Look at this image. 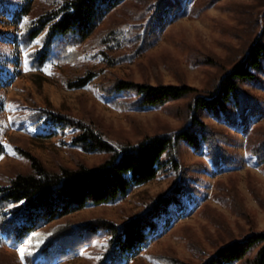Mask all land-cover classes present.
Returning <instances> with one entry per match:
<instances>
[{
    "label": "rangeland",
    "instance_id": "obj_1",
    "mask_svg": "<svg viewBox=\"0 0 264 264\" xmlns=\"http://www.w3.org/2000/svg\"><path fill=\"white\" fill-rule=\"evenodd\" d=\"M57 1L61 0H32L30 18ZM158 1L126 0L78 47L80 53L75 60L35 67L29 62V52L41 45L40 39L28 49L18 46L16 40L20 27L15 24L13 14L25 1L0 0V27L4 31L0 50L5 68L13 75L7 85L0 87V140L5 146L0 155V185L7 184L20 172L31 171L25 153L38 157L54 170L81 164L94 166L109 157V153L90 152L75 145L72 139L79 131L74 128L45 136L46 130L30 119L39 108L51 106L92 121L119 142L136 143L147 136L176 131L188 120L192 96L160 107L134 109L117 105L114 102L117 98L106 96L96 84L132 79L210 89L245 54L254 39L258 36L264 39V0H178L180 4L167 24L159 25L150 43L146 42L147 48L137 50L145 39V26L151 21ZM146 10L147 15H142ZM132 25L134 33L126 35L134 39L131 43L101 41L106 29ZM105 52L112 56L135 54L111 65ZM89 70L96 74L87 85L80 88L67 85ZM245 87L259 102L262 114L241 115L230 105L227 115L206 112L202 117L227 135L228 141L223 146L237 153L235 166H217L206 154L205 146L195 150L183 143L181 172L160 171L154 179L134 186L117 201L82 208L44 229L49 231L64 222L79 224L94 220L122 224L144 211L181 176L188 188L183 208L172 207L171 214L161 220L158 234L126 264H202L222 245L251 232L264 231V161H258L249 152L245 135L246 130L251 132V146L264 139V63L259 82ZM106 241L107 235L102 233L78 256L56 264H96ZM36 242L15 245L3 236L0 264H28L26 259L21 260L19 249L23 248L25 255Z\"/></svg>",
    "mask_w": 264,
    "mask_h": 264
},
{
    "label": "trees",
    "instance_id": "obj_2",
    "mask_svg": "<svg viewBox=\"0 0 264 264\" xmlns=\"http://www.w3.org/2000/svg\"><path fill=\"white\" fill-rule=\"evenodd\" d=\"M24 1L13 14L15 24L20 27L17 45L28 49L39 38L41 45L29 52V62L32 66L42 67L47 62L62 64L75 60L80 53L78 47L85 44L104 20L126 0H61L34 18H30L32 0ZM179 4L178 0H159L155 3L151 21L149 19L151 23L145 26V39L137 50L148 47L146 42L150 43L159 25L164 27L167 24ZM147 12L143 11L142 15H147ZM134 27L106 29L101 41L106 44L110 41L131 43L134 39L126 35L133 34ZM3 34L0 27V37ZM134 54L112 56L105 52L111 65ZM263 63L264 39L258 36L210 89H199L186 83L152 84L132 79L97 83L100 92L117 98L114 101L117 105L134 109L160 107L193 97L188 104V120L181 129L147 136L136 143L115 141L92 121L51 106L34 111L30 119L46 130L45 136L52 135L56 130L74 128L79 131L72 139L75 145L86 151L110 155L98 165L81 164L75 168L64 166L54 170L38 157L25 153L31 163V171L20 172L7 184L0 185V244L3 236L15 245L36 240L25 254L27 263L56 264L78 256L83 248L104 233L107 235L106 247L96 264H126L137 257L158 234L161 220L171 214L172 207L183 208V197L188 191L183 177L179 176L173 186L144 211L122 224L94 220L79 224L64 222L49 231L44 227L82 208L115 202L126 196L134 186L154 179L160 171L174 169L181 172L183 143L195 150L205 146L206 154L217 166H235L237 153L223 146L228 141L227 135L213 128L202 117L206 112L227 115L230 105L241 115L262 114L259 102L245 85L259 82ZM95 74L89 70L85 75L68 81L67 85L70 88L83 87ZM12 78L13 75L4 66L0 50V87L7 85ZM245 135L249 152L263 162L264 139L251 146V132L246 130ZM4 151L5 146L0 140V155ZM242 261L264 264V231L251 232L242 239L222 245L202 264H238Z\"/></svg>",
    "mask_w": 264,
    "mask_h": 264
},
{
    "label": "snow or ice",
    "instance_id": "obj_3",
    "mask_svg": "<svg viewBox=\"0 0 264 264\" xmlns=\"http://www.w3.org/2000/svg\"><path fill=\"white\" fill-rule=\"evenodd\" d=\"M21 203H22V202H21ZM19 253H20V258H21V260L24 261V260H25L24 249H23V248H20V249H19Z\"/></svg>",
    "mask_w": 264,
    "mask_h": 264
}]
</instances>
